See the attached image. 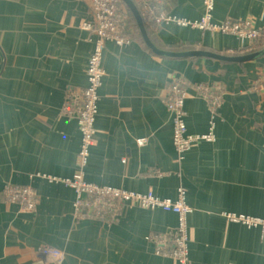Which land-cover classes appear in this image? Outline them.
<instances>
[{
	"label": "crops",
	"instance_id": "0c3cea01",
	"mask_svg": "<svg viewBox=\"0 0 264 264\" xmlns=\"http://www.w3.org/2000/svg\"><path fill=\"white\" fill-rule=\"evenodd\" d=\"M137 1L160 48L255 51L228 32L157 23ZM146 1L185 17L205 12L203 0ZM93 19L89 0H0V264H180L152 239L179 226L176 212L128 201L113 219L79 213L66 179L80 169L88 181L160 197L184 189L191 264H264V229L228 216L264 218V55L244 62L161 55L128 13L129 43H106L98 135L82 167L79 122L63 106L86 84L96 33L85 23ZM227 19L264 26V0H216L213 20ZM176 78L187 81L189 132H214L183 156L167 105ZM198 83L220 92L216 107ZM7 184L35 186L36 209L19 212L3 196ZM41 244L62 248L64 260L35 258Z\"/></svg>",
	"mask_w": 264,
	"mask_h": 264
},
{
	"label": "built area",
	"instance_id": "2783aa9c",
	"mask_svg": "<svg viewBox=\"0 0 264 264\" xmlns=\"http://www.w3.org/2000/svg\"><path fill=\"white\" fill-rule=\"evenodd\" d=\"M143 10L157 23L176 22L183 26L202 28L212 32H228L241 42L248 41L251 47L264 46V26L257 27L250 19L223 22L213 20L216 0H203L205 12L198 18L185 17L163 10L159 4L141 0ZM94 19L85 26L96 33L95 47L89 58L86 72V84L77 89L65 101L63 111L76 117L82 132V142L78 157L82 167H86L91 159L92 148L98 135L97 116L100 109L101 88L104 83L105 69L103 56L107 42L127 44L130 36L125 29V18L128 14L122 0H89ZM143 12V11H142ZM197 89L213 106L220 102V92L212 85L198 83ZM187 81L176 78L169 87L168 108L174 112V140L178 154L183 156L192 145L201 139H214V132L190 133L186 122ZM141 142L145 138L140 139ZM79 172L66 179L74 187L77 196L75 207L77 212L87 211L88 214L101 218L119 216L124 204L136 202L147 207H161L166 211H174L180 216V224L169 233H156L153 240L157 250L178 258L180 264H191L188 250L186 218L191 207L186 199V192L180 189L177 198L160 197L155 192H139L119 186H111L91 182ZM87 194V195H86ZM3 196L19 205V212L28 213L36 209L39 199L38 189L31 184H7ZM229 217L249 225H259L264 229V218L240 212H233ZM35 258L42 262L60 263L65 258V251L55 245L41 244L33 249Z\"/></svg>",
	"mask_w": 264,
	"mask_h": 264
},
{
	"label": "water",
	"instance_id": "95a60500",
	"mask_svg": "<svg viewBox=\"0 0 264 264\" xmlns=\"http://www.w3.org/2000/svg\"><path fill=\"white\" fill-rule=\"evenodd\" d=\"M133 12L137 23L140 27V31L143 35V38L147 45L156 53L170 56V57H200V56H206V57H212L219 60H225V61H236V62H244L248 60H252L255 58H258L260 56L264 55V48L255 50L249 53L245 54H225L220 53L214 50L210 49H203V48H192V49H186V50H167L164 48H160L157 46V44L151 39L146 23L144 20V16L136 3L135 0H122Z\"/></svg>",
	"mask_w": 264,
	"mask_h": 264
},
{
	"label": "trees",
	"instance_id": "16d2710c",
	"mask_svg": "<svg viewBox=\"0 0 264 264\" xmlns=\"http://www.w3.org/2000/svg\"><path fill=\"white\" fill-rule=\"evenodd\" d=\"M136 1V3L138 4V6H139V8H140V10H141V12H142V9H141V5L138 3V1L137 0H135ZM123 2V1H122ZM124 3V2H123ZM127 6V5H126ZM127 8H128V13H129V16H130V18H132L133 19V21L136 23V27H137V29H138V31H139V33H140V35H141V37L143 38V35H142V33H141V31H140V27H139V25H138V23H137V20H136V18H135V16H134V14H133V12L131 11V9L127 6ZM142 14H143V16H144V20H145V23H146V21H147V17H146V15L142 12ZM126 29V31H127V28H125ZM143 40H144V38H143ZM264 46H258V47H256V48H254V50H258V49H261V48H263ZM188 48V46H185V45H183V44H181V45H177V46H174V47H171V48H169V49H177V50H184V49H187ZM168 49V48H167Z\"/></svg>",
	"mask_w": 264,
	"mask_h": 264
},
{
	"label": "rangeland",
	"instance_id": "374dc122",
	"mask_svg": "<svg viewBox=\"0 0 264 264\" xmlns=\"http://www.w3.org/2000/svg\"><path fill=\"white\" fill-rule=\"evenodd\" d=\"M232 35V34H231ZM5 198V197H4ZM6 199V198H5ZM7 200V199H6ZM8 201V200H7ZM163 209V208H162ZM164 210V209H163ZM164 211H166V210H164ZM166 212H168V211H166ZM170 212V211H169ZM172 212H174V211H172ZM186 222H187V218H186Z\"/></svg>",
	"mask_w": 264,
	"mask_h": 264
}]
</instances>
